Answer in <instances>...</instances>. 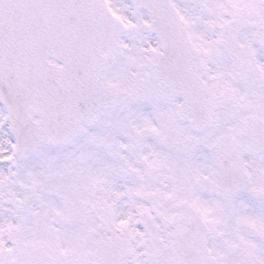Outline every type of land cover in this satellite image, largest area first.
<instances>
[{"label":"snow or ice","instance_id":"6c2138e0","mask_svg":"<svg viewBox=\"0 0 264 264\" xmlns=\"http://www.w3.org/2000/svg\"><path fill=\"white\" fill-rule=\"evenodd\" d=\"M0 264H264V0H0Z\"/></svg>","mask_w":264,"mask_h":264}]
</instances>
